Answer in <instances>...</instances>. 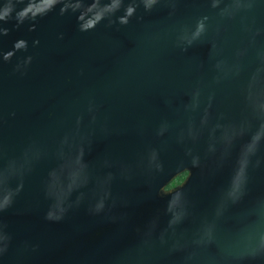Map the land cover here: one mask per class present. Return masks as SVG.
Returning <instances> with one entry per match:
<instances>
[{
    "label": "water",
    "instance_id": "obj_1",
    "mask_svg": "<svg viewBox=\"0 0 264 264\" xmlns=\"http://www.w3.org/2000/svg\"><path fill=\"white\" fill-rule=\"evenodd\" d=\"M0 17V264H264V0Z\"/></svg>",
    "mask_w": 264,
    "mask_h": 264
},
{
    "label": "trees",
    "instance_id": "obj_2",
    "mask_svg": "<svg viewBox=\"0 0 264 264\" xmlns=\"http://www.w3.org/2000/svg\"><path fill=\"white\" fill-rule=\"evenodd\" d=\"M185 172H186V171H185ZM185 172H184V173H181V174H179L177 177H175V178L171 181V183L165 187V189H167V188H169V187H172V186L178 184V183L183 179V177H184V175H185Z\"/></svg>",
    "mask_w": 264,
    "mask_h": 264
},
{
    "label": "flooded vegetation",
    "instance_id": "obj_3",
    "mask_svg": "<svg viewBox=\"0 0 264 264\" xmlns=\"http://www.w3.org/2000/svg\"><path fill=\"white\" fill-rule=\"evenodd\" d=\"M182 173H184V172H182ZM180 174H181V173H180ZM177 176H178V175H177ZM177 176H176V177H177ZM186 176H187V172H185V175H184L183 179H182L178 184H176V185H174V186H172V187H169V188H167V189L164 188V190L167 191V190H170V189H173V188L177 187L178 185H180V184L184 181V179L186 178ZM170 183H171V182H170ZM170 183H169V184H170ZM169 184H168V185H169Z\"/></svg>",
    "mask_w": 264,
    "mask_h": 264
},
{
    "label": "clouds",
    "instance_id": "obj_4",
    "mask_svg": "<svg viewBox=\"0 0 264 264\" xmlns=\"http://www.w3.org/2000/svg\"><path fill=\"white\" fill-rule=\"evenodd\" d=\"M5 15L7 16L8 14L6 13ZM0 19H3V17H0Z\"/></svg>",
    "mask_w": 264,
    "mask_h": 264
}]
</instances>
